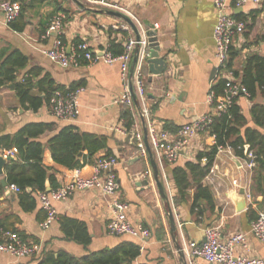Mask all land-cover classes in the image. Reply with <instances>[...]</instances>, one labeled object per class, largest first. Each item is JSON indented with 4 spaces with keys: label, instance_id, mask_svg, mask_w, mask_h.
I'll use <instances>...</instances> for the list:
<instances>
[{
    "label": "crops",
    "instance_id": "1",
    "mask_svg": "<svg viewBox=\"0 0 264 264\" xmlns=\"http://www.w3.org/2000/svg\"><path fill=\"white\" fill-rule=\"evenodd\" d=\"M104 1L118 6V9L88 5L82 0H25L26 10L14 22L19 30L13 28V24L7 25L0 14V67L12 52L18 51L28 59L26 67L17 71L18 82L30 78L37 85L42 80L51 79L56 86L65 89L80 86V113L75 120L55 117L51 104L45 103L38 111H34L28 102L22 103L14 84L0 88V150L16 151L17 158L10 162L17 161L20 159L18 150L5 148L9 144L6 139L15 137L30 125L48 126L36 141L44 146L43 165L49 169V175L55 178L56 189L72 182L76 173L85 178L91 177L95 164L75 169L60 166L53 160L49 141L67 126H73L81 133L106 136L109 149L119 161L116 168L121 185L118 198L129 205L128 220L136 228L147 227L153 232L151 226L160 217L165 230L164 242H159L154 236L145 242L138 239L142 246V256L137 264H180L178 246L182 249L184 242L203 243L208 229L217 231L223 241L237 233L246 234V247H240L238 254L264 260V242L251 233L252 223L264 212V195L257 192L253 181L255 167H248L250 144L244 146L241 155L232 149L217 154L211 172L204 180V185L213 193L215 206L204 205L203 217L193 214L187 204L175 207L170 200L173 201L177 194L170 177V167L153 150L150 155L145 142V123L137 113L135 126L143 134L146 156L139 154L134 138L128 140L131 132H127L121 121L124 106L114 103L124 93L120 65L83 62L79 67L61 69L45 54L59 37L64 39L63 44L69 48L77 43L88 42L97 53L109 48L113 40L125 41L123 32L128 34L129 39L135 38L131 26L116 13L131 20L141 36L159 24L157 36L160 57L167 62V70L162 75H153L146 64L149 106L152 111L157 106L152 117L158 126L176 134L185 124L196 122L212 112L207 97L218 80V71L214 73L218 69V62L213 39L217 24L213 0ZM58 13L67 17L63 32L60 36L55 34L46 38V30ZM230 13L245 25L243 33L233 35L231 45L238 53L231 72L234 73L235 84L239 85L240 78L236 74L241 76L244 73L248 60L253 57L264 58V3L233 8ZM259 81L261 85L257 80L255 82L257 89L253 100L245 90L239 94L237 104L246 119L240 128L243 136L248 131H256L264 136V126H259L253 116L256 105L264 107V74L259 77ZM33 91L37 97L44 98L40 89L35 88ZM121 128L122 133L118 130ZM213 143L212 138L197 136L181 153L175 165L184 166L188 161H195L197 155ZM105 153L101 152L97 158L105 156ZM82 157L81 153L79 158ZM154 165L165 187L167 201L162 199L158 189ZM2 181L7 183V187L3 186ZM146 181H149L148 185L144 184ZM48 184L50 186V178L46 186ZM12 186L16 185H9L4 170L0 176V232H14L24 237L22 239L29 244H40L43 250L65 251L77 258L132 239L130 236L116 237L109 233L107 223L111 217V198L97 191L77 192L67 201L54 203L57 219L45 228L46 213L39 201V193L26 199L23 198V192H16ZM243 191L246 196L245 206L239 198ZM28 192L30 194L32 190L28 189ZM248 194L251 200H248ZM23 199L26 206L34 207L30 206L26 210ZM170 208L174 213L175 230L169 221ZM65 219H73L87 226L92 237L88 248L65 239L61 230V223ZM197 262L209 264L202 259ZM32 263L28 258L0 253V264Z\"/></svg>",
    "mask_w": 264,
    "mask_h": 264
},
{
    "label": "built area",
    "instance_id": "2",
    "mask_svg": "<svg viewBox=\"0 0 264 264\" xmlns=\"http://www.w3.org/2000/svg\"><path fill=\"white\" fill-rule=\"evenodd\" d=\"M82 1L88 5H102L118 9V6L107 4L104 0ZM213 2L217 12V24L214 29L213 39L218 62L217 71L219 72L229 60L233 35L235 33H243L245 30V25L234 19L230 11L233 8H241L249 4L260 5L264 3V0H213ZM21 11L22 3L20 0H0V14L3 15L7 25L14 23L20 17ZM66 19L65 14H56L46 30L45 37L49 38L55 34L60 36ZM136 22L141 26L137 20ZM159 28V24H155L150 31L157 32ZM148 32L144 33L143 36L140 35V40H137L136 37L130 38L125 45V52L120 56H114L109 48L97 53L88 42H81L69 48L62 43L61 37L55 41L52 49L45 54L53 64L61 69L79 67L83 62L88 64H119L124 93L114 103L128 107L133 111L134 115L138 114L145 123L150 149L155 152L162 162L173 164L178 161L181 153L186 150L192 140L208 129L212 123L213 113L199 118L196 122L185 124L176 134L158 126L152 117L153 111L149 106L148 88L142 72L143 66L147 64V59L149 58L150 38L148 37ZM135 56L137 61L133 66ZM224 77L227 80L226 96L215 109V113L226 112L236 97L244 91V89L235 84L231 71H226ZM79 92L80 90L55 92L51 99L53 115L62 120H75L80 113L78 106ZM133 93L136 98L133 97ZM207 101L211 106L215 102V94L211 92L207 97ZM118 130L121 133L123 132L122 128ZM133 131H135L133 138L136 141L139 154L146 156L143 134L139 131L138 126H134ZM212 139L214 144H216V137L212 136ZM226 150H230V148H218L219 153ZM0 156L4 157V159L15 160L18 155L16 151L4 150L0 152ZM248 160V167L254 168L255 156L252 152L248 153ZM118 165L117 157L103 156L98 159L91 177L85 178L76 173L72 182L65 183L50 192L39 193V201L43 211L46 213L44 227L48 228L57 219L54 203L67 201L77 192L97 191L103 196L111 198L109 202L111 217L107 223V230L111 235L116 237L130 236L139 239L141 242L150 239L152 230L141 226L139 228L134 227L127 217L129 205L118 198L121 190L116 172ZM234 184L238 185L237 182H234ZM12 188L18 193L21 192L20 188L16 186H12ZM247 198L248 200L252 199L249 194ZM170 200L173 205L172 199ZM251 233L259 241L264 242V212L260 213L258 218L252 223ZM246 244L247 235L244 233H237L228 240L223 241L217 231L208 229L203 243L184 242L182 252L187 264H198V259H202L209 264H264L262 259L238 254L237 250L240 247L245 248ZM42 252L43 248L40 244H29L18 234L11 231L3 230L0 232V253L17 258L31 259L41 255Z\"/></svg>",
    "mask_w": 264,
    "mask_h": 264
},
{
    "label": "trees",
    "instance_id": "3",
    "mask_svg": "<svg viewBox=\"0 0 264 264\" xmlns=\"http://www.w3.org/2000/svg\"><path fill=\"white\" fill-rule=\"evenodd\" d=\"M15 1V0H11ZM25 0H20L22 3V11L20 17L23 16L26 10L24 5ZM19 17V18H20ZM13 28H19L14 24ZM10 24V25H12ZM125 41H111L109 50L114 56H120L125 52V45L129 40L128 34L123 32ZM62 43L64 39L61 38ZM79 44V43H77ZM238 53L231 47L229 60L224 68L218 72V80L214 84L210 93L215 94V102L211 105L212 123L201 136L211 139L216 137V144L206 146L201 151L195 161H188L184 166L172 165L170 167V177L174 182L177 194L173 197V205L180 207L187 204L191 208V212L198 217L204 215V205L214 207V197L211 189L204 185V180L211 172L216 156L219 153V147H229L236 154H243V149L246 144H250L251 151L255 156L254 169V184L257 187V192L264 195V136L256 131L246 132V135L241 134L240 128L245 123L246 119L242 113L241 107L237 104L239 95L236 97L233 104L223 113H215L221 100L225 98L227 80L224 77L226 71H232L233 63L237 58ZM28 59L20 52H12L0 67V88L7 84H14L17 95L22 103L28 102L34 111H38L45 103L50 105L51 99L55 92L62 91H77L80 86H73L71 89L56 86L51 79H45L34 85L30 78L20 83L17 81V71L20 68L26 67ZM143 79L146 83L147 66H143ZM264 74V58L253 57L248 60L244 73L240 76L239 87L244 89L249 98L253 100L256 96V85H261L259 77ZM234 75V73H233ZM257 77V78H256ZM147 85V83H146ZM38 88L44 94V98L37 97L34 89ZM148 88V87H147ZM153 111L157 106L153 107ZM215 113V114H214ZM253 116L259 126H264V107L255 106ZM121 121L123 127L128 133L134 130L135 115L128 107H124L121 113ZM48 126L42 124L30 125L20 131L15 137L7 138L9 144L5 148H16L19 153V160L11 161L5 167V175L9 185H16L23 192V198L31 199L34 193H46L47 179L50 178V186L55 189L56 180L53 175H49V169L43 165L44 146L36 141V139L44 134ZM109 139L106 136H97L79 132L73 126L63 128L55 137L49 141V149L53 160L60 166L69 169L81 168L85 165L95 164L98 161L97 156L106 151L105 156H113L112 151L108 146ZM3 150V149H1ZM0 150V151H1ZM83 154L80 159L79 155ZM179 160V159H178ZM206 160V161H204ZM28 189L32 190L29 194ZM23 206L26 210L34 205ZM153 228L152 236L159 242L166 240L165 230L158 217L151 226ZM147 228V227H146ZM61 230L65 235V239L75 242L85 248H88L92 243V237L85 224L79 223L73 219H65L61 223ZM122 237V236H121ZM24 238V237H22ZM25 239V238H24ZM23 239V240H24ZM27 242L26 240H24ZM142 256V246L138 239L133 238L128 241H122L112 248H105L88 254L85 257L77 258L65 251H48L43 250L41 255L33 257L30 260L32 264H137ZM141 264H153L150 262H142ZM157 264H163L161 262Z\"/></svg>",
    "mask_w": 264,
    "mask_h": 264
},
{
    "label": "water",
    "instance_id": "4",
    "mask_svg": "<svg viewBox=\"0 0 264 264\" xmlns=\"http://www.w3.org/2000/svg\"><path fill=\"white\" fill-rule=\"evenodd\" d=\"M116 15L118 17L124 19L131 26L134 34L136 35V39L140 40V34H139L137 28L135 27V25L133 24V22L131 20H129L127 17H125L124 15H121L119 13H116ZM148 37L150 38L149 39V42H150L149 49H150V51H149V58L147 59V65L149 66L151 74H153V75H162L167 70V62L165 61V59L163 57H160V43L158 42L157 32L156 31H149L148 32ZM136 61H137V59L135 58L134 61H133V66L136 64ZM216 72H217V70L214 71V73H216ZM133 97L136 98L134 93H133ZM134 133H135V131L131 132V134L128 137V140H131L133 138ZM145 142L147 144L148 151H149V153L151 155V149H150V147L148 145V141H147V132L145 133ZM9 162H10V159H4V157L0 156V176H2L4 174L5 167H6V165ZM153 170H154V176H155V179H156V183H157L158 189L160 191V194L162 196V199L167 201L168 200V196L166 194L164 185L159 180V173H158V170H157L155 165L153 166ZM2 184H3V186L7 187V183L5 181H2ZM144 184L148 185L149 181H146ZM51 190H52V188L48 184L46 192H50ZM239 198H241L240 200L242 201V203L245 206L246 196H245V192L244 191L241 192V195H240ZM242 207H243V205H242ZM240 208H241V206H240ZM168 215H169V221H170V224H171V228L173 230H175L176 229V225H175L174 213H173V210L171 208L169 209ZM178 249L180 250V257H181L180 264H187L181 247L178 246Z\"/></svg>",
    "mask_w": 264,
    "mask_h": 264
}]
</instances>
